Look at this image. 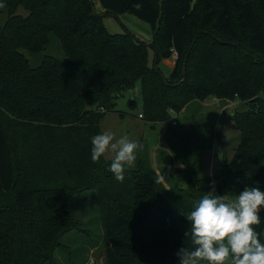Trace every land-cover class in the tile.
<instances>
[{"label": "trees", "instance_id": "obj_1", "mask_svg": "<svg viewBox=\"0 0 264 264\" xmlns=\"http://www.w3.org/2000/svg\"><path fill=\"white\" fill-rule=\"evenodd\" d=\"M0 2V16L6 13L0 22V264H59L61 236L73 226L69 200L113 175L102 157L92 162L91 139L136 83L146 123H167L170 111L208 97L244 102L247 110L235 115V153L202 178V188L215 182L220 190L239 178L264 192V0H98L103 14L90 0ZM122 14L147 23L156 46L128 31L108 33L103 16ZM50 34L64 58L45 56L30 67L19 50L42 52ZM171 50L177 59L163 77L158 64ZM200 134L191 154L198 165L214 137L206 128ZM131 177V186L123 184L130 200L114 194L104 200L106 264H179L177 251L194 247L185 216L205 190L174 185L160 193L143 169ZM259 216L264 219V210ZM254 227L264 233V221Z\"/></svg>", "mask_w": 264, "mask_h": 264}, {"label": "rangeland", "instance_id": "obj_2", "mask_svg": "<svg viewBox=\"0 0 264 264\" xmlns=\"http://www.w3.org/2000/svg\"><path fill=\"white\" fill-rule=\"evenodd\" d=\"M90 1L97 14L104 13L97 6L98 0ZM17 14L24 15L25 12L18 9ZM5 19L4 12L0 16V22L3 24ZM102 23L110 34H122L128 31L139 41L147 42L150 39V43L153 42L154 36L149 25L129 14L103 16ZM152 46H156V43ZM19 52L32 68L37 67L45 56L64 58L60 42L54 34L49 35V43L42 52L33 54L23 49ZM153 58L154 54L149 50V64L152 63ZM171 61L173 60L164 62L162 60L158 64L163 77L169 75L174 64V61L173 63ZM128 100L135 102L134 108L129 106ZM245 110L247 106L238 99L208 97L201 102L189 104L187 109H181L179 112L170 111V121L165 125L146 123L138 118V115L142 113L139 83H136L132 91H124L123 95L116 100L115 110L106 113L100 120V134L109 131L116 139L127 135L130 140L138 141L142 149L136 153L135 163L130 167L126 166L123 182L117 181L114 174L109 177L104 175L102 179L105 182L98 180L95 187L77 192L69 200L68 218L73 226L61 236V247L55 254L57 263L106 264L101 221L104 200L109 194L121 196L126 201L130 200L132 194L125 187L132 184L134 178L131 174L141 173L142 169L154 178V187L160 193L170 192L174 185L187 190L188 193H194L200 188L205 192L214 190L215 194L224 195L226 200L234 202L235 195L247 187L242 179L231 178L222 184L220 190L215 182L202 188L201 181L204 176L210 177L215 168L222 170L223 166L232 159L240 139L235 115ZM173 122H175L174 125ZM203 128L210 130L211 136H214L212 137L213 146L210 150H204L198 165L191 157L192 145L200 138ZM182 136L189 139H183ZM180 137L182 138L179 139ZM114 155L109 150L102 158L104 162L111 164ZM187 155H190L191 159L184 162L183 157ZM138 161L141 164L139 167ZM107 181L111 184L108 185ZM199 264H204V261H200ZM225 264H231V257L225 261Z\"/></svg>", "mask_w": 264, "mask_h": 264}, {"label": "clouds", "instance_id": "obj_3", "mask_svg": "<svg viewBox=\"0 0 264 264\" xmlns=\"http://www.w3.org/2000/svg\"><path fill=\"white\" fill-rule=\"evenodd\" d=\"M5 5L0 2V8ZM137 10L141 4L133 5ZM91 160L99 162L109 150L115 155L110 164V171L119 182L124 181L126 166H132L136 153L142 145L130 140L127 135L116 139L114 134L105 131L91 139ZM163 177H161L162 179ZM264 210V192L259 187H245L234 197V202L224 195L215 194L214 190L196 201L193 210L185 216L190 228L185 236L191 237L194 246L191 250L182 247L176 255L179 264H225L231 257V264H264V241L256 227L264 219L259 212Z\"/></svg>", "mask_w": 264, "mask_h": 264}, {"label": "built area", "instance_id": "obj_4", "mask_svg": "<svg viewBox=\"0 0 264 264\" xmlns=\"http://www.w3.org/2000/svg\"><path fill=\"white\" fill-rule=\"evenodd\" d=\"M170 59H172L173 61H175L177 59V53L174 50H171V57H170ZM138 118L141 119L142 118V115L139 114L138 115ZM173 124H174V122H173Z\"/></svg>", "mask_w": 264, "mask_h": 264}, {"label": "crops", "instance_id": "obj_5", "mask_svg": "<svg viewBox=\"0 0 264 264\" xmlns=\"http://www.w3.org/2000/svg\"><path fill=\"white\" fill-rule=\"evenodd\" d=\"M97 6H98V8H100L99 4H98ZM100 10H101V8H100ZM150 41H151V40L149 39L147 42H146V41H144V42H146V43H150ZM164 61H170V59L163 60V62H164ZM171 62L173 63V61H171ZM200 112H201V111H200ZM138 114H139V113H138ZM169 121H170V120H169ZM163 124L165 125L166 123H163ZM172 124H173V123H172ZM174 124H175V122H174ZM174 124H173V125H174ZM152 127H153V126H152ZM154 151H155V150H154ZM152 155H153V154L151 153V156H152Z\"/></svg>", "mask_w": 264, "mask_h": 264}, {"label": "water", "instance_id": "obj_6", "mask_svg": "<svg viewBox=\"0 0 264 264\" xmlns=\"http://www.w3.org/2000/svg\"><path fill=\"white\" fill-rule=\"evenodd\" d=\"M184 71V70H183ZM182 80H184V77H183V79Z\"/></svg>", "mask_w": 264, "mask_h": 264}, {"label": "bare ground", "instance_id": "obj_7", "mask_svg": "<svg viewBox=\"0 0 264 264\" xmlns=\"http://www.w3.org/2000/svg\"><path fill=\"white\" fill-rule=\"evenodd\" d=\"M98 5V4H97Z\"/></svg>", "mask_w": 264, "mask_h": 264}]
</instances>
